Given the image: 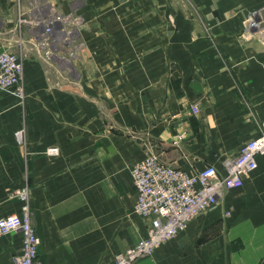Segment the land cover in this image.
Listing matches in <instances>:
<instances>
[{"label": "crops", "instance_id": "crops-1", "mask_svg": "<svg viewBox=\"0 0 264 264\" xmlns=\"http://www.w3.org/2000/svg\"><path fill=\"white\" fill-rule=\"evenodd\" d=\"M263 8L264 0H0V47L22 58L25 89L0 88V217L28 205L40 264H111L146 235L131 177L145 156L222 173L225 157L259 135ZM22 244L19 230L0 236V264H15ZM135 264H264V155L240 189L223 190Z\"/></svg>", "mask_w": 264, "mask_h": 264}, {"label": "built area", "instance_id": "built-area-1", "mask_svg": "<svg viewBox=\"0 0 264 264\" xmlns=\"http://www.w3.org/2000/svg\"><path fill=\"white\" fill-rule=\"evenodd\" d=\"M24 21V20H23ZM39 19L33 24L38 25ZM46 30L52 31L53 19L45 21ZM257 20L249 19L251 28ZM23 60L16 52L0 47V88L10 89L24 96L22 83ZM196 112L197 105H192ZM257 137L247 141L240 151L225 157L223 172L214 165L190 172L163 162L156 155H147L133 164L132 182L136 190L135 212L148 220L146 235L133 246L118 253L111 264H135L143 256L152 255L163 243L186 230L188 224L201 213L219 203L223 190L240 189L258 166V156L264 155V118ZM21 139L22 133H17ZM56 154L58 147L46 150ZM21 231V251L13 257L15 264H40L39 245L28 205L22 213L0 217V236Z\"/></svg>", "mask_w": 264, "mask_h": 264}, {"label": "water", "instance_id": "water-1", "mask_svg": "<svg viewBox=\"0 0 264 264\" xmlns=\"http://www.w3.org/2000/svg\"><path fill=\"white\" fill-rule=\"evenodd\" d=\"M262 16H263V22L261 23V26L264 27V8L262 9ZM257 21L259 20V18L256 19Z\"/></svg>", "mask_w": 264, "mask_h": 264}, {"label": "rangeland", "instance_id": "rangeland-1", "mask_svg": "<svg viewBox=\"0 0 264 264\" xmlns=\"http://www.w3.org/2000/svg\"><path fill=\"white\" fill-rule=\"evenodd\" d=\"M37 30L39 31L40 29L38 28Z\"/></svg>", "mask_w": 264, "mask_h": 264}]
</instances>
